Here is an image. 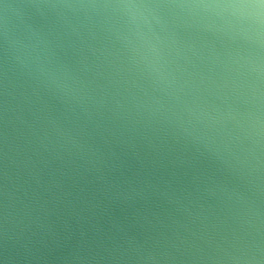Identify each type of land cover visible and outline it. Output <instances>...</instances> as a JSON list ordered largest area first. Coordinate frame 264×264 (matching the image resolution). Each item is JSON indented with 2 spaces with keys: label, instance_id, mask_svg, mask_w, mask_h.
Returning a JSON list of instances; mask_svg holds the SVG:
<instances>
[{
  "label": "clouds",
  "instance_id": "obj_1",
  "mask_svg": "<svg viewBox=\"0 0 264 264\" xmlns=\"http://www.w3.org/2000/svg\"><path fill=\"white\" fill-rule=\"evenodd\" d=\"M0 264H264V0H0Z\"/></svg>",
  "mask_w": 264,
  "mask_h": 264
}]
</instances>
